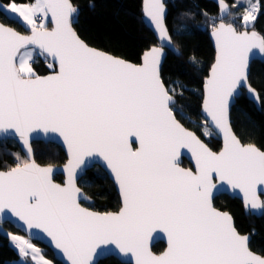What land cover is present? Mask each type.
Here are the masks:
<instances>
[{"label":"snow or ice","instance_id":"1","mask_svg":"<svg viewBox=\"0 0 264 264\" xmlns=\"http://www.w3.org/2000/svg\"><path fill=\"white\" fill-rule=\"evenodd\" d=\"M218 3L227 9L224 0ZM0 10L31 26V35H22L0 23V132L18 133L26 145L33 132L58 133L71 155L64 185L53 182L51 167L34 160L0 171V213L8 210L27 229H41L72 264H93L97 250L107 245L131 253L135 264H264V255L250 249L249 236L237 230L232 216L213 205V191L227 185L243 193L246 208L264 209L258 195V187L264 191V150L241 143L228 121L238 88L246 86L259 99L247 84V54L254 47L264 50V36L238 31L223 19L213 24L218 53L203 106L223 132L217 152L176 118L175 88L161 76L163 47L145 52L139 65L90 47L72 26L77 9L70 0H10ZM245 11L247 25L259 8L253 4ZM49 14L51 30L37 24ZM147 16L157 39L171 45L161 0H149ZM37 49L51 58L53 74H37ZM184 148L191 150L195 170L180 166ZM93 156L107 162L118 183L117 212H94L79 203L76 170ZM157 229L168 237L159 255L148 247ZM7 235L21 256L51 264L29 240Z\"/></svg>","mask_w":264,"mask_h":264},{"label":"trees","instance_id":"2","mask_svg":"<svg viewBox=\"0 0 264 264\" xmlns=\"http://www.w3.org/2000/svg\"><path fill=\"white\" fill-rule=\"evenodd\" d=\"M6 4L10 0H1ZM77 9L73 26L80 37L88 44L113 55L123 57L135 63L141 61L145 50L157 44L153 31L148 27L143 11V0H71ZM231 4V13L224 20L237 27L255 29L264 36V0H257L259 12L250 26H244L243 9L233 5L236 0H226ZM33 0H16V3H32ZM168 6L166 25L179 53L168 51L162 67V78L167 87L175 88L176 103L174 112L177 118L189 129L203 138L213 150H219L221 139L208 127L201 114L204 79L215 58V50L209 36L213 24L218 21V12H210L205 5L208 0H165ZM214 4V3H213ZM0 21L17 30L29 33L23 21L10 20L0 12ZM49 26V23H48ZM174 33H179L178 35ZM33 67L37 74L44 75L53 69L51 63L38 49L33 53ZM250 83L258 90L261 109H258L246 92L237 99L232 110V124L235 132L245 143H254L264 150V61L252 63ZM35 159L42 164L64 163L67 156L55 143L34 141L32 143ZM27 162V158L14 140H0V169H11L17 164ZM184 166H190L187 160ZM58 181L62 180L57 175ZM79 186L94 202L89 207L99 211H116L120 208V197L115 185L106 172L95 166L79 180ZM215 205L231 212L236 227L241 233L252 235L251 248L264 255V213L256 216L246 214L242 202L226 194L217 196ZM12 231H17L9 223L4 224ZM44 253L53 264H62L54 258L52 251L40 243ZM165 247L163 242L153 246L157 253ZM20 256L18 247L11 238L0 230V264H15ZM98 264H129L115 257H108Z\"/></svg>","mask_w":264,"mask_h":264},{"label":"water","instance_id":"3","mask_svg":"<svg viewBox=\"0 0 264 264\" xmlns=\"http://www.w3.org/2000/svg\"><path fill=\"white\" fill-rule=\"evenodd\" d=\"M208 1L216 4L218 6V8H219V11H218V21H217L216 24H218L221 21V19H223V22L224 23L229 24L224 19L226 17H228L229 14H230V12H231V4L229 2H227L226 0H224V4H226L228 7H227V9H224L222 11L221 5L218 3V0H208ZM70 2L72 3L73 7H75L74 4H73V2L71 0H70ZM161 2L163 3L164 9H165V24H166V17H167V14H168V6L165 3V0H161ZM148 3H149V0H143L144 18H145V21H146L148 27L153 31V33L155 34V37L157 39V32L155 30V27L150 22V18L147 16V6H148ZM0 4L8 5V4L4 3L1 0H0ZM0 12L3 13L10 20H20L21 19L16 14H6L2 10H0ZM75 15H76V12L72 16V26H73V19H74ZM0 23L4 24L6 26L12 27L16 31L20 32L22 35H31V31L29 33H24V32H21V31L17 30L13 26H10L8 24L3 23L2 21H0ZM49 25H50V27H45V28L51 30L55 26L54 25V21L51 18V14H49ZM234 27H236V26H234ZM73 28H74V26H73ZM236 29H237V27H236ZM74 30H75V28H74ZM238 31H248V32L255 31L258 35L263 36L260 33H258L255 29H250L248 27L247 28H242V29H240ZM76 33H77V31H76ZM209 36H210V39L212 41V44H213V47H214V50H215V58H214V61H213L212 65H211V67L209 69L208 75L204 79V84H203V99H202L201 114H202L203 118L205 119L207 125L214 131V133L222 141L221 148L219 150H217V152H218V151L222 150L223 145H224L223 132L221 131V129L219 127H217L215 125V123L211 120V117L207 115V113H206V111L204 109V106H203L204 105V98H205V94H206V92H205V83H206V80H207L208 76L211 73L212 66L216 62V57H217V53H218L216 39L213 36V29L210 30ZM79 37H80V35H79ZM85 43H87V42L85 41ZM88 45L90 47L96 48V47H94V46H92L90 44H88ZM152 47H163L164 48V55L161 57V72H162V67L164 65V62H165V59L167 57L168 51L175 52L176 54L179 53V50L177 49V47L174 44V41L173 40H172V44L171 45H166V44H162L161 41H159L157 39V44L156 45H153L149 49L145 50L144 53L147 52V51H149ZM96 49H98L100 51H103V52H106V51H104L102 49H99V48H96ZM106 53H108L109 55H112L114 57L123 59V60H125V61H127L129 63H132V64L139 65V64H141L143 62V55H144V53H143V55L141 57V61L139 63L132 62V61L127 60V59H125L123 57L113 55L112 53H109V52H106ZM43 55L47 59H49L51 61V58L50 57H48L46 54H43ZM255 60L264 61V50H262L260 48H255L254 47L247 54V61H248V81H247V84H249V85H251V83H250L251 67H252L253 61H255ZM53 71H50V72H48V73H46L44 75H41V76L51 75V74H53ZM161 76H162V73H161ZM251 88L255 89L252 85H251ZM255 90H256V93L259 96V99L254 98L253 94L248 90V88L246 86H241L240 88L237 89V92L234 93V95L230 99L229 105H228V121H229V124L231 126V129H232L233 133L238 137V139H240L241 143H243V144H249V143L243 142L241 140V138L235 132L234 127H233V124H232V110H233L234 105L236 104L237 99L242 95L243 91L246 92L248 98L251 101L254 102V104L256 105V107L258 109H261L260 95H259L258 90L257 89H255ZM173 99H174V101L176 103L177 100H176L175 96H173ZM176 118H177V116H176ZM180 123L186 129H188L189 131L195 133V135L204 144L208 145V147L211 148V146L203 138H201L195 131L187 128L181 121H180ZM9 139L14 140V141H16L18 143L19 147L21 148L22 152L24 153V155L27 158V162H31V161L34 160L35 163L37 165L41 166V167H51L53 169V172H52V180H53L54 183L61 184V185H64L66 183V181L68 180V172L66 170V166L68 164V161L71 158V155L69 153V150H68V147H67L66 142H64L63 138L61 136H59L58 133H44L42 131L33 132L30 135V137H29V143L26 145L24 143V141L20 138V136H19L18 133H15L12 130H9L8 132H0V140H9ZM132 139H133L132 147L135 149L136 147H138V143L136 142L135 138H132ZM34 141H42V142H45V143H55V144L59 145L64 150V152H65V154L67 156L66 161L64 163L60 164V165H56V164H42V163L37 162V160L35 159L34 148L32 146V143ZM251 144H254V143H251ZM256 146L259 147L258 145H256ZM29 147L31 148V151L30 152H29ZM213 151H216V150H213ZM184 160H187L189 162L190 166H184L183 165V161ZM179 161H180V166L181 167L195 170V158L192 156V153H191V150L190 149L184 148V149H181L180 150ZM95 166H100L106 172V174L109 176V178L112 180V182L115 185L116 191L119 194L120 203H121V206H122V196H121V192H120L118 183L116 182V180L114 178V174L107 167V162L104 161L103 158L102 157H99V156L87 157L85 159L84 165H82L79 169L76 170L75 183H76V186L80 189L81 195L79 197V203L81 204V206L82 207H85V208H88L90 211H94V212H100V213H105L106 212V211H99V210H96V209H93V208L89 207L88 204L93 203L94 202V199H92L89 195H87V193L79 186V180L87 173L88 170L92 169ZM8 170H10V169H0V171H5V172L8 171ZM57 175H61L62 176V180L61 181H58L56 179V176ZM262 187H264V186H262ZM221 194H226V195H228V196H230L232 198H238L242 202L243 208H244V211H245L246 214L251 213V214L256 215V216H261L264 213V209H251L250 207L246 208L244 195H243V193L239 189H232L230 186H227V185H225L223 187H219L218 186V189H215L213 191V205H214V207L217 210H219L221 212H228L232 216L235 226H236L235 219H234L233 215L231 214V212L228 211V210H223V209H221V208H219V207H217L215 205V202H214L215 198L217 196L221 195ZM258 195H259L260 201L264 202V191H262L260 187H258ZM119 209L116 210V211H108V212H117V211H119ZM5 223L11 224L20 233L25 234L31 240L40 243L45 248L50 249L52 251L53 255H54V258L56 260H58L59 262H61L62 264H72L71 260L68 259V256L61 249H58L55 246V242L51 239V237L47 236V234L44 233L41 229H27V226L24 224V222L23 221H20L17 217H15L14 214H12L8 210H5L4 213H0V224H5ZM241 234L242 235H248L249 236V247H250V249L253 252H255L256 254L262 255V254H260V253H258L256 251H254L251 248L250 243H251V240H252V235L250 233H241ZM158 242H163L165 244L164 249L161 252H159V253H157V252H155L153 250V246L156 243H158ZM102 247L104 248V251H101L99 249L97 250V255L93 257V264H98L101 260L106 259L108 257H115V258L119 259L123 263L135 264V257L131 253H128V254L120 253L119 250L115 247V245H107V246H102ZM148 247L156 255H159V254L163 253L164 251H166L167 248H168V237H167V233H165V232H163L162 230H159V229H157L156 231H154L151 234V236H150V238L148 240Z\"/></svg>","mask_w":264,"mask_h":264},{"label":"rangeland","instance_id":"4","mask_svg":"<svg viewBox=\"0 0 264 264\" xmlns=\"http://www.w3.org/2000/svg\"><path fill=\"white\" fill-rule=\"evenodd\" d=\"M33 3V2H32ZM18 4H31V3H18ZM253 4H256L257 5V7H258V2H257V0H236L235 1V4L234 5H237V6H239V7H241V10L243 9V11H244V15H246V9H251V6L253 5ZM205 8H209L210 9V12H216L217 11V6L215 5V4H209V5H205L204 6ZM21 20H22V18H21ZM253 22V21H252ZM252 22H250V23H248L247 25H245V23H244V21H243V19H242V23H243V25L244 26H250L251 25V23ZM43 24L44 25V27H46L47 25H48V23H49V16L48 17H46V18H43V19H40V21L39 22H37V24ZM23 24H24V26H26V27H31L30 25H27L26 24V22H23ZM209 127V126H208ZM210 128V127H209ZM211 129V128H210ZM212 130V129H211ZM213 131V130H212ZM214 132V131H213ZM0 230H3L5 233H7V234H11V235H14V236H21V237H23L24 239H27V240H29L32 244H34L37 248H39L40 249V252H41V254L44 256V258L46 259V260H48V261H50L51 262V264H53V262H52V260L49 258V257H47L46 256V254L44 253V251H43V248L39 245V244H37L36 242H34L33 240H31L30 238H28L25 234H23V233H20L19 231L17 232V231H12L11 229H9V228H7L4 224H0ZM10 237V236H9ZM12 243H14L16 246H17V243L15 242V241H13L12 240ZM18 247V246H17ZM29 251H31V250H29ZM20 253V252H19ZM14 263L15 264H37V262L36 261H33L32 259H31V255H29V256H27V257H23V256H21V254H20V256L14 261Z\"/></svg>","mask_w":264,"mask_h":264},{"label":"flooded vegetation","instance_id":"5","mask_svg":"<svg viewBox=\"0 0 264 264\" xmlns=\"http://www.w3.org/2000/svg\"><path fill=\"white\" fill-rule=\"evenodd\" d=\"M234 4H235V2H234ZM234 4H233V5H234ZM215 5H216V4H215ZM216 6H217V5H216ZM217 7H218V6H217ZM218 11H219V8H217V11H216V12H218ZM230 13H231V12H230ZM229 15H230V14H229ZM46 27H50V25H49V26L47 25Z\"/></svg>","mask_w":264,"mask_h":264},{"label":"built area","instance_id":"6","mask_svg":"<svg viewBox=\"0 0 264 264\" xmlns=\"http://www.w3.org/2000/svg\"><path fill=\"white\" fill-rule=\"evenodd\" d=\"M39 21H40V19L37 20V22H39Z\"/></svg>","mask_w":264,"mask_h":264},{"label":"bare ground","instance_id":"7","mask_svg":"<svg viewBox=\"0 0 264 264\" xmlns=\"http://www.w3.org/2000/svg\"><path fill=\"white\" fill-rule=\"evenodd\" d=\"M35 242V241H34ZM53 262V261H52Z\"/></svg>","mask_w":264,"mask_h":264},{"label":"crops","instance_id":"8","mask_svg":"<svg viewBox=\"0 0 264 264\" xmlns=\"http://www.w3.org/2000/svg\"><path fill=\"white\" fill-rule=\"evenodd\" d=\"M11 241H12V239H11Z\"/></svg>","mask_w":264,"mask_h":264}]
</instances>
